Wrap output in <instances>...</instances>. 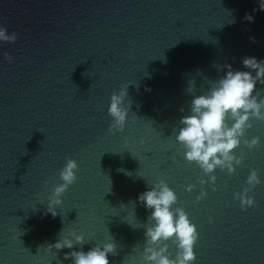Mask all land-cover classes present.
<instances>
[{
    "label": "water",
    "instance_id": "obj_1",
    "mask_svg": "<svg viewBox=\"0 0 264 264\" xmlns=\"http://www.w3.org/2000/svg\"><path fill=\"white\" fill-rule=\"evenodd\" d=\"M0 26L18 36L0 42V264H73L65 253L113 240L110 264H143L151 210L138 197L161 179L199 232L194 264H264V121L246 131L260 144L241 143L243 163L231 175L216 169V191L206 183L199 202L207 177L175 138L193 96L223 66L250 71L243 57L264 60L260 0H0ZM129 83L132 112L112 133L110 97ZM66 158L79 165L77 181L53 217L48 202ZM252 169L262 182L244 210L234 194L249 187ZM72 233L85 243L48 248L75 242Z\"/></svg>",
    "mask_w": 264,
    "mask_h": 264
},
{
    "label": "clouds",
    "instance_id": "obj_2",
    "mask_svg": "<svg viewBox=\"0 0 264 264\" xmlns=\"http://www.w3.org/2000/svg\"><path fill=\"white\" fill-rule=\"evenodd\" d=\"M260 10L264 11V0H260ZM245 19L250 22L254 20L250 15H246ZM17 38V33L9 34L5 26H0V42L15 43ZM4 56L8 61L13 60L9 53H4ZM242 63L244 68L250 71L233 70L231 65L223 66L228 69L226 74L213 81V85L204 94L193 96L189 114L179 121L182 127L178 129L175 138L184 150V159L188 163L194 162L202 170L203 176L207 177V180L200 178L198 181L201 189L196 197L197 202L208 195L203 187L206 183H210L213 191H216V169L226 170L231 175L236 172V166L243 163V155L234 153L241 143L249 150L260 144L258 136L247 139L246 131L252 127L251 120L264 121V95L256 89L257 82L264 85V60L258 61L255 57L245 56ZM130 85L132 84L123 85L118 93L113 92L110 97L108 115L112 119L108 130L112 133L122 132L128 122L132 101L126 105L125 99L128 97ZM187 91L192 92L190 85ZM229 121L232 123L229 124ZM78 171L77 161L66 158V164L59 173L62 183L54 186L48 202V211L53 217L57 215L55 209L62 203V196L77 181ZM261 182L258 171L252 169L246 181L249 187L234 194L242 209L254 207L255 200L248 193ZM193 188L195 185L190 184L186 190L191 192ZM138 199L146 209L151 210L148 217L150 226L144 232L143 264H194V247L199 232L184 208H173L178 202L175 191L161 179L152 185L150 190L139 194ZM212 222L210 218L209 223ZM72 236L75 242L73 239L64 238L48 245V248L73 249L74 244L85 243L82 235L72 233ZM169 241L177 249L174 259L170 258ZM117 254V245L113 240L103 245L96 244L87 252L73 250L65 253L64 259H71L73 264H110L109 255Z\"/></svg>",
    "mask_w": 264,
    "mask_h": 264
}]
</instances>
